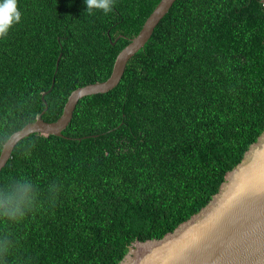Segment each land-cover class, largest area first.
I'll return each mask as SVG.
<instances>
[{"label": "trees", "instance_id": "16d2710c", "mask_svg": "<svg viewBox=\"0 0 264 264\" xmlns=\"http://www.w3.org/2000/svg\"><path fill=\"white\" fill-rule=\"evenodd\" d=\"M160 1L89 14L85 0H19L21 22L0 39V155L45 102L54 122L74 90L106 81ZM263 132L264 4L177 0L120 84L79 102L64 137L15 147L0 200H27L23 217L0 215V264H119L208 205Z\"/></svg>", "mask_w": 264, "mask_h": 264}, {"label": "water", "instance_id": "95a60500", "mask_svg": "<svg viewBox=\"0 0 264 264\" xmlns=\"http://www.w3.org/2000/svg\"><path fill=\"white\" fill-rule=\"evenodd\" d=\"M176 2L161 0L139 34L117 56L111 76L74 90L58 120L42 118L48 109L45 102L46 109L35 122L13 133L0 155V173L22 140L36 133L64 137L82 99L115 89L129 62L145 48ZM119 264H264V132L241 163L227 173L208 205L164 238L136 241Z\"/></svg>", "mask_w": 264, "mask_h": 264}, {"label": "clouds", "instance_id": "9594fccd", "mask_svg": "<svg viewBox=\"0 0 264 264\" xmlns=\"http://www.w3.org/2000/svg\"><path fill=\"white\" fill-rule=\"evenodd\" d=\"M18 2L19 0H0V39L5 38L10 29L21 22L22 12L19 10ZM85 3L87 13L92 14L93 10H101L107 14L112 11L114 0H85ZM26 200V194L18 197L8 196L0 200V215L13 221L23 217L22 208Z\"/></svg>", "mask_w": 264, "mask_h": 264}]
</instances>
